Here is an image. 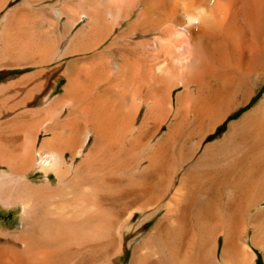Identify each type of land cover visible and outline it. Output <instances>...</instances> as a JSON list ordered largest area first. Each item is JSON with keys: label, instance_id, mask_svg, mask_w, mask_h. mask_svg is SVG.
<instances>
[{"label": "bare ground", "instance_id": "bare-ground-1", "mask_svg": "<svg viewBox=\"0 0 264 264\" xmlns=\"http://www.w3.org/2000/svg\"><path fill=\"white\" fill-rule=\"evenodd\" d=\"M11 3L0 68L71 59L0 88V264L264 258V0Z\"/></svg>", "mask_w": 264, "mask_h": 264}, {"label": "rangeland", "instance_id": "rangeland-1", "mask_svg": "<svg viewBox=\"0 0 264 264\" xmlns=\"http://www.w3.org/2000/svg\"><path fill=\"white\" fill-rule=\"evenodd\" d=\"M22 2H23V0H12V3L10 5L14 6V5L20 4ZM70 59H71L70 57L65 56V57L61 58L59 61H55V62H52L49 64H45L44 65L45 67L43 65L42 66L41 65H39V66L34 65L35 67H33V65H28L25 67H7V66H4V67L0 68V88H3L5 86L8 88L5 92H2L3 101H5V103H7L6 105H8L9 100H10L9 102H12V101L16 102V104L13 105V107H11L12 110L10 111V115H8L9 112L6 113V115L8 116L7 117L5 115L6 118L7 119L11 118L13 114L16 115V114L20 113V111H23L26 109L29 111H34V110L39 109V106H37V102H38V100L40 101L41 97H39L37 99H33V101L32 100L28 101L27 103H22V102L18 103L19 98L23 97L24 100L26 99L23 96V95L26 96V94L21 93L20 89H22V87L17 88L15 86V82H17L18 80H20L21 78H23L25 76L32 75L34 72L37 71V69H40V68L41 69H43V68L44 69H47V68L52 69V68H55L58 66L59 67L58 71H61L62 69H63L62 71H64L67 68L66 62ZM56 75H57V73H54L53 76H51L52 78L50 77V82L52 83V85L50 84V87L54 86V84H56V83L58 84L52 93V96H51L52 99L60 97L63 94V92H64L63 88L65 87V85L67 83V78L65 76H56ZM12 87H14V88H12ZM29 102H31V103L28 105ZM13 103H11V104H13ZM22 107H23V109H22ZM61 107L60 108L54 107L52 112L51 111L49 112V116H52L54 118V117H57L59 114H62V115L65 114V111H66L68 105L65 103L64 105H61ZM227 127H228V122L226 123L225 127L222 128V130L221 129L219 130L218 135H221L220 133L223 134L224 131L227 129ZM42 134L43 133H41L39 135L40 141L43 140L45 137H48L47 135H44V134L42 135ZM218 135H216V137ZM179 171H180V169H179ZM14 216H15V214H11L10 216H8L6 218L7 221L13 220ZM158 217H159V215L152 218L150 220V222H143V225L140 226L137 230H135L128 237L129 239L127 238V240L125 242V252L123 254L124 256L121 257L120 264L121 263L122 264H129L131 256H132L133 246H135L137 242H139L141 239H143L144 236L148 233V231H150L153 228V226L155 225V222L158 220ZM141 219H142L141 215H137L134 218L133 224L134 223L137 224L138 222L141 221ZM129 244L131 247L129 246ZM221 249H222V244L220 243L218 254L213 257L214 261H217V257L220 256L219 252H221ZM254 251L256 253L255 264H264L263 254L260 252V250L254 248Z\"/></svg>", "mask_w": 264, "mask_h": 264}]
</instances>
